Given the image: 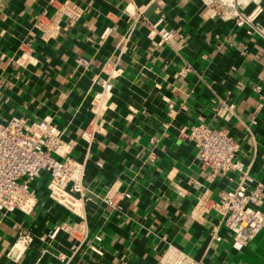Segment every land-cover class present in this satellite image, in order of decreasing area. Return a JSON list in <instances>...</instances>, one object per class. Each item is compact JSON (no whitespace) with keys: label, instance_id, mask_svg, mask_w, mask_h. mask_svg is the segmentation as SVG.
Returning a JSON list of instances; mask_svg holds the SVG:
<instances>
[{"label":"crops","instance_id":"crops-1","mask_svg":"<svg viewBox=\"0 0 264 264\" xmlns=\"http://www.w3.org/2000/svg\"><path fill=\"white\" fill-rule=\"evenodd\" d=\"M60 1L0 0V122L46 117L63 129L68 154L84 162L83 211L52 199L42 170L34 207L0 212V264H60L61 254L68 264H171L170 247L193 264H264L262 231L233 248L218 206L238 172L202 166L179 134L198 122L224 127L248 186L264 192V10L260 31L247 32L222 0H73L75 19ZM163 28L173 34L159 42ZM111 65L121 71L88 142L90 96Z\"/></svg>","mask_w":264,"mask_h":264},{"label":"built area","instance_id":"built-area-1","mask_svg":"<svg viewBox=\"0 0 264 264\" xmlns=\"http://www.w3.org/2000/svg\"><path fill=\"white\" fill-rule=\"evenodd\" d=\"M212 1V0H210ZM253 7L249 12L239 8L242 0H222L232 8L237 24H246L247 32L260 31L255 19L264 6L259 0H252ZM57 11L61 15L77 18L81 6L73 0L60 1ZM36 24L44 30H50V22L38 19ZM157 22L151 24L148 36L153 34ZM104 34V33H103ZM159 42L168 40L173 32L163 28L159 31ZM82 63L86 59L79 58ZM120 67L111 65L99 79L98 88L91 94L89 108L91 118L81 136L90 141L94 133L100 131L103 117L107 110V101L112 89V79L120 73ZM233 103L227 105L232 109ZM180 136L189 137L196 145L197 156L201 165L213 173L234 170L238 172L236 184L220 194L218 206L223 215V223L231 232V245L241 249L246 242L262 231L264 237V211L260 208L263 199V188L260 185L249 187L252 181L243 162L237 159L240 144L224 127H212L198 122L179 129ZM45 170L49 174L48 195L75 212L83 211L85 191L83 186L84 162L68 154V146L63 139V129L48 118L26 121L25 118L12 115L5 122H0V212L6 214L14 210L30 211L37 202V193L32 181ZM129 197V192H123ZM109 204L114 203L113 194L105 198ZM211 236L220 239L213 227ZM99 237L97 236V239ZM90 249L97 254L102 250L94 244ZM174 247H170L166 260L171 264H193L192 259ZM60 264H68L65 254L59 255Z\"/></svg>","mask_w":264,"mask_h":264}]
</instances>
